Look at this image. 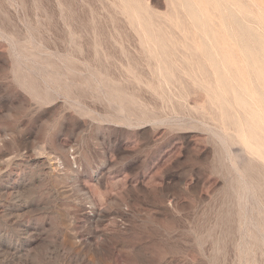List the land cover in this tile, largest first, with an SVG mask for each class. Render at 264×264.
Masks as SVG:
<instances>
[{"label": "rangeland", "instance_id": "374dc122", "mask_svg": "<svg viewBox=\"0 0 264 264\" xmlns=\"http://www.w3.org/2000/svg\"><path fill=\"white\" fill-rule=\"evenodd\" d=\"M227 1L0 0V264H264V0Z\"/></svg>", "mask_w": 264, "mask_h": 264}, {"label": "bare ground", "instance_id": "6f19581e", "mask_svg": "<svg viewBox=\"0 0 264 264\" xmlns=\"http://www.w3.org/2000/svg\"><path fill=\"white\" fill-rule=\"evenodd\" d=\"M226 1H227V0H226ZM228 1H229V0H228ZM228 1H227V2H228ZM230 1H231V0H230ZM233 1L235 2V1H237V0H233ZM233 1H231V2H233ZM210 2H211V1H210ZM210 2H209V3H210ZM237 2H238V1H237ZM237 2H235V3L237 4ZM228 3H229V2H228ZM238 3H239V2H238ZM253 3H254V2H253ZM255 3H256V2H255ZM232 4H234V3H232ZM232 4H231V5H232ZM229 5H230V4H229ZM234 5H235V4H234ZM238 5H239V4H238ZM238 5H237L236 7H238ZM206 6H207V5H206ZM241 6H242V5H241ZM259 6H260V5H259ZM203 7H204V6H203ZM242 8H243V7H242ZM261 8L263 9V10L260 9L261 12L264 13V12H263V11H264V8H263L262 6H261ZM199 9H200V8H199ZM206 9H207V8H206ZM244 9H245V7H244ZM239 10H241V9L239 8ZM246 10H247V8H246ZM249 11H250V10H249ZM241 12H242V11H241ZM241 12H240V13H241ZM207 13H208V12H207ZM247 13H248V12H245V14H247ZM259 13H260V12H259ZM262 13H261V16H263ZM197 14H198V13H197ZM249 14H250V13H249ZM251 14H252V13H251ZM199 15H200V14H199ZM197 16H198V15H197ZM203 16H204V15H203ZM241 16H242V14H241ZM245 16H246V15H245ZM248 16H249V15H248ZM263 17H264V16H263ZM199 19H200V17H199ZM201 19H203V18L201 17ZM206 19H207V18H206ZM206 19H203V20L206 21ZM203 20H202V21H203ZM207 20H210V19L208 18ZM252 20H253V19H252ZM210 21H211V20H210ZM210 21H209V22H210ZM203 22H204V21H203ZM214 22H215V21H214ZM207 24H208V21H207V23L205 22V24H204L205 27H206V29H208V27L206 26ZM209 24L211 25V24H213V23H209ZM243 24H244V23H243ZM212 26H213V25H211V27H212ZM242 26H243V25H242ZM203 27H204V26H203ZM211 27H209L208 30H210ZM244 27H248V25H247V26L244 25ZM206 29H204V31H205ZM211 29H212V28H211ZM214 29H215V28H214ZM214 29L212 30L213 33H215V32H214ZM220 29H221V28H220ZM225 29H226V28H225ZM242 29H243V28H242ZM246 29H247V28H246ZM247 30H248V31H247ZM247 30H246V31L249 33V29H247ZM202 31H203V30H202ZM210 31H211V30H210ZM212 31H211V32H212ZM217 31H218V30H217ZM221 31H222V30H221ZM242 31H243V30H242ZM251 31H252V30H251ZM205 32H206V31H205ZM207 32H209V31H207ZM243 32H244V31H243ZM253 33H254V32H253ZM215 34H216V33H215ZM220 34H221L220 32H217L216 35H220ZM207 35H209V33H208ZM210 35H211V34H210ZM216 35H215V36H216ZM256 35H257V34H256ZM215 36H214V37H215ZM222 36H223V35H222ZM222 36H221V38H219L220 36H219V37L216 36L218 39L215 40V41H217V43H218V41H220L219 39H222ZM248 36L250 37L249 34H248ZM236 38H237V37H236ZM251 39H252V38H251ZM253 39H254V38H253ZM259 39H260V38H259ZM222 40H224V38H223ZM225 40H226V39H225ZM225 40H224V41H225ZM224 41H223L222 43H224ZM257 41H258V39H257ZM229 42H230V41H229ZM259 42L262 43V45H263V42H261V39H260ZM218 44H219L218 46L220 47L221 44H220V43H218ZM253 44H254V43H253ZM260 45H261V44H259V46H260ZM222 47H223V46H222ZM222 47H220L219 49H220V50H225L226 47L224 46L223 49H221ZM249 47H250V46H249ZM260 47H262V46H260ZM251 48H252V47H251ZM251 48H250V49H251ZM260 49H261V48H260ZM220 50H218V51L220 52ZM232 50H233V49H231V51H232ZM210 51H211V50H210ZM226 51H227V50H226ZM226 51H221V52H222V53H223V52L225 53ZM235 51H236V50H235ZM246 51H247V50H246ZM250 51H251V50H250ZM263 51H264V50H263V48H262V51H261V52L264 53ZM219 52H218V53H219ZM229 52H230V49H229ZM229 52L225 53V54H224L225 56H224V55H223V56L226 58V54H228ZM216 53H217V52H216ZM233 53H234V52H233ZM244 53H245V55H247L245 51H244ZM247 53H248V52H247ZM252 53H253V52H252ZM252 53H251V54H252ZM210 54H212V53L210 52ZM237 54H238V53H237ZM215 55H216V54H215ZM220 55H222V54H220ZM230 55L232 56L233 54H230ZM230 55L228 54V56H230ZM257 55L259 56V54H257ZM263 55H264V54H263ZM263 55H262V56H263ZM253 56H254V54H253ZM255 56H256V55H255ZM262 56H261V57H262ZM218 57H219V56H218ZM218 57H217V59H218ZM221 57H222V56H221ZM249 57H250V56H249ZM249 57H248V58H249ZM209 58H210V57H209ZM212 58H213V57H212ZM219 58H220V57H219ZM263 58H264V57H263ZM215 59H216V58H215ZM217 59H216V60H217ZM226 59H227V58H226ZM229 59H230V58H229ZM232 59H233V58H232ZM213 60H214V59H213ZM222 60H223V59H222ZM238 60H239V58H238ZM260 60H261V59H260ZM263 60H264V59H263ZM220 61H221V60H220ZM220 61H219V62H220ZM226 61H228V63H229V62H231V63L233 62V61H230V60H226ZM241 61H242V60H240V62H241ZM247 61H248V60H247ZM216 62H217V61H216ZM219 62H217V63H219ZM237 62H238V61H237ZM249 62H251V61H249ZM252 62H253V61H252ZM217 63H216V64H217ZM221 63H222V61H221ZM223 63H224V62H223ZM255 63H256V62H255ZM261 63H262V62H261ZM226 64H227V63H226ZM233 64H234V63H233ZM233 64H232V65H233ZM251 64H252V63H251ZM262 64H263V63H262ZM218 65H219V64H218ZM222 65H223V64H222ZM232 65H231V64L229 65L230 69H231V68H232V69H235V68L237 67L236 65H239V63H238V64H237V63L234 64L235 66H233V67H232ZM240 65H241V64H240ZM247 66H248V65H247ZM247 66H246V67H247ZM249 66H250V65H249ZM249 66H248V67H249ZM251 67H252V66H251ZM219 68H220V67H219ZM239 68H241V67H238V69H239ZM252 68H254V67H252ZM255 68H256V67H255ZM230 69H229V71H230V74H231V70H232V69H231V70H230ZM249 69H251V68H249ZM249 69H248V70H249ZM263 69H264V67H263ZM236 70H237V69H236ZM256 70H257V69H256ZM256 70H254V71L256 72ZM219 71H220V70H219ZM232 71L234 72V70H232ZM252 71H253V70H252ZM252 71H251V72H252ZM261 71H262V70H261ZM233 72H232V75H233V74H235V75L237 74V76H238V73H235V72L233 73ZM237 72H239V71L237 70ZM249 72H250V71H249ZM257 72H258V71H257ZM224 73L227 74V76L230 75L229 73H226L225 71H224ZM263 73H264V72H261L262 75H264ZM221 74H222V71H221V73H219V77L221 76ZM228 74H229V75H228ZM244 74H245V73H244ZM240 75H241V73H239V76H240ZM217 76H218V75H217ZM227 76H225V78H226ZM239 76H238V79H240ZM250 76H251V75H250ZM252 76H253V75H252ZM252 76H251V77H252ZM254 76H255V75H254ZM221 77H222V76H221ZM221 77H220V78H221ZM235 77H236V76H235ZM241 77H242V75H241ZM259 77L261 78V76H259ZM228 78H229V77H228ZM236 78H237V77H236ZM249 78H250V77H249ZM236 80H237V79H236ZM240 80H243L242 82H244V81H245V78H244V79L241 78ZM262 80H264V78H263ZM222 81H223V79H222ZM227 81H229V80L226 79V82L223 81L222 83H225V85H227V84H226V83H228ZM232 81H233V80H232ZM238 82H239V81H238ZM263 82H264V81H263ZM234 83H235V82H234ZM239 83H240V82H239ZM220 84H221V83H220ZM229 84H230V83H229ZM243 84H244V83H243ZM243 84L241 83V86H243ZM221 85H222V84H221ZM233 85H234V84H233ZM246 85H247V84H246ZM246 85H245V87H243L244 89H245V88H246V89L248 88V87H246ZM261 86H262V85H261ZM226 87H227V86H226ZM235 87H236V86H233V88H235ZM237 87H238V84H237ZM250 87H251V86H250ZM227 89H228V88H227ZM241 89H242V88H241ZM241 89H240V90H241ZM246 89H245V90H246ZM263 89H264V88H263ZM234 90H235V89H234ZM236 90H237V89H236ZM242 90H243V89H242ZM230 91H231V90H230ZM224 92H225V91H224ZM237 93H238V92H237ZM261 93H262V92H261ZM222 94H223V93H222ZM224 94H225V93H224ZM232 94H233V93H232ZM241 94H242V92H241ZM258 94H259V93H258ZM245 95H246V94H245ZM254 96H255V95H254ZM244 97H245V96H244ZM255 98H256V97H255ZM238 100H240V98H239ZM223 102H224V100H223ZM226 102H227V101H226ZM238 102H239V101H238ZM261 102H262V101H261ZM247 103H248V102H247ZM260 105H261V104H260ZM263 106H264V105H263ZM263 106H262V107H263ZM242 108H243V107H242ZM246 109H247V108H246ZM245 111H247V110H245ZM254 113H255V112H254ZM260 113H261V112H260ZM243 114H244V113H243ZM248 114H249V113H248ZM255 114H256V113H255ZM260 115H261V114H260ZM242 117L244 118L245 116H242ZM246 117H248V116H246ZM246 117H245V118H246ZM251 118H253V116H252ZM251 118H250V119H251ZM255 118H256V117H255ZM245 120H246V119H245ZM235 121H236V120H235ZM235 121H234V122H235ZM247 121H248V120H247ZM247 121H245V122H247ZM253 121H254V119H253ZM253 121H252V120L250 121L251 124L253 123ZM238 122H239V121H238ZM250 122H249V125H251ZM235 123H236V122H235ZM240 123H241V122H240ZM238 124H239V123H238ZM244 124H245V123H244ZM247 124H248V123H247ZM239 125H240V124H239ZM249 125H248V126H249ZM237 126H238V125H237ZM241 126H242V125H241ZM253 126L256 128V126H255L254 124H253ZM260 126H261V125H260ZM249 127H250V130H251L250 132H252V131H253L252 129H254V127H253L252 129H251L252 126H249ZM238 128H239V127H238ZM238 128H237V129H238ZM243 128H244V127H243ZM245 128H247V127H245ZM258 128H259V127H258ZM260 128H261V127H260ZM263 128H264V127H263ZM246 130H247V129H246ZM261 130H262V129H261ZM238 131H239V130H238ZM241 131H242V130H241ZM243 131H244V130H243ZM254 131L256 132L255 129H254ZM259 131H260V130H259ZM255 132H253V133H255ZM257 132H258V131H257ZM246 133H247V132H246ZM262 133H263V132H262ZM244 134H245V133H244ZM249 134H250V133H249ZM256 134H258V133H256ZM250 135H251V134H250ZM253 135H254V134H253ZM256 136H257V135H256ZM246 138H247V137H246ZM261 138H262V136H261ZM244 139H245V138H244ZM253 139H254V138H252V140H253ZM246 140H247V139H246ZM255 142H256V141H255ZM263 144H264V143H263ZM261 146H262V145H261ZM259 149H261V147H259ZM253 151H254V150H253ZM257 154H258V153H257ZM258 155H259V154H258ZM263 157H264V156H263Z\"/></svg>", "mask_w": 264, "mask_h": 264}]
</instances>
